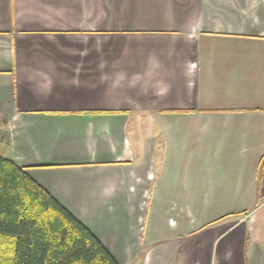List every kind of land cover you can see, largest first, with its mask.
Returning <instances> with one entry per match:
<instances>
[{
    "label": "crops",
    "instance_id": "obj_1",
    "mask_svg": "<svg viewBox=\"0 0 264 264\" xmlns=\"http://www.w3.org/2000/svg\"><path fill=\"white\" fill-rule=\"evenodd\" d=\"M0 154L119 264H264V0H0Z\"/></svg>",
    "mask_w": 264,
    "mask_h": 264
},
{
    "label": "trees",
    "instance_id": "obj_2",
    "mask_svg": "<svg viewBox=\"0 0 264 264\" xmlns=\"http://www.w3.org/2000/svg\"><path fill=\"white\" fill-rule=\"evenodd\" d=\"M0 264H119L24 168L0 154Z\"/></svg>",
    "mask_w": 264,
    "mask_h": 264
},
{
    "label": "rangeland",
    "instance_id": "obj_3",
    "mask_svg": "<svg viewBox=\"0 0 264 264\" xmlns=\"http://www.w3.org/2000/svg\"><path fill=\"white\" fill-rule=\"evenodd\" d=\"M189 241L190 240H187V241H183V243H181V254H180V257L178 258L176 264H192L191 262V255H189ZM185 258V260L183 259Z\"/></svg>",
    "mask_w": 264,
    "mask_h": 264
}]
</instances>
